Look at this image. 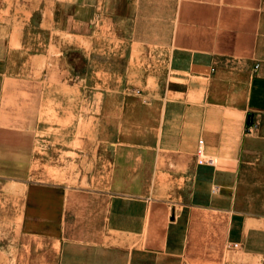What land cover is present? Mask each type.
Here are the masks:
<instances>
[{"label":"crops","instance_id":"1","mask_svg":"<svg viewBox=\"0 0 264 264\" xmlns=\"http://www.w3.org/2000/svg\"><path fill=\"white\" fill-rule=\"evenodd\" d=\"M65 4L61 32L120 87L84 100L99 104L84 177L32 179L33 130L0 123L20 231L57 240L68 264H264V0ZM1 45L0 97L13 80Z\"/></svg>","mask_w":264,"mask_h":264},{"label":"rangeland","instance_id":"2","mask_svg":"<svg viewBox=\"0 0 264 264\" xmlns=\"http://www.w3.org/2000/svg\"><path fill=\"white\" fill-rule=\"evenodd\" d=\"M62 1L0 0V40L9 41L13 79L10 95L0 97V123L33 130L32 179L84 177L87 150L98 143L99 128V104L84 100L115 94L120 87L114 69L100 71L98 56L88 62L89 42L61 32L58 19L67 10V4L61 8ZM21 78L27 86H20ZM57 95L60 104L52 102ZM71 96L74 103L68 102ZM23 187L18 180L0 178V264H68L59 261L57 240L20 231Z\"/></svg>","mask_w":264,"mask_h":264},{"label":"built area","instance_id":"3","mask_svg":"<svg viewBox=\"0 0 264 264\" xmlns=\"http://www.w3.org/2000/svg\"><path fill=\"white\" fill-rule=\"evenodd\" d=\"M202 143H203V140L200 139L198 141V147H197V150H196V156H197L198 159H202V157H203ZM232 246L233 247H237V243H233Z\"/></svg>","mask_w":264,"mask_h":264}]
</instances>
